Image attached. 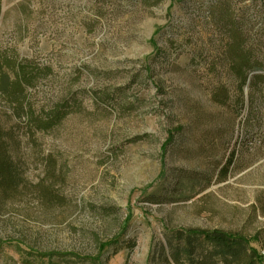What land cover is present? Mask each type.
Returning a JSON list of instances; mask_svg holds the SVG:
<instances>
[{
    "label": "rangeland",
    "instance_id": "1",
    "mask_svg": "<svg viewBox=\"0 0 264 264\" xmlns=\"http://www.w3.org/2000/svg\"><path fill=\"white\" fill-rule=\"evenodd\" d=\"M1 8L0 58L47 73L22 110L0 93L31 188L0 190V264H177L192 229L240 237L264 264V85L241 93L233 67L251 50L264 74V0ZM42 181L65 203L39 197ZM194 246L191 260L209 261L213 245Z\"/></svg>",
    "mask_w": 264,
    "mask_h": 264
},
{
    "label": "trees",
    "instance_id": "2",
    "mask_svg": "<svg viewBox=\"0 0 264 264\" xmlns=\"http://www.w3.org/2000/svg\"><path fill=\"white\" fill-rule=\"evenodd\" d=\"M1 0H0V17H1ZM240 60L241 63H238ZM17 65L20 66V72H16ZM4 67L9 72H15L13 78L3 71ZM234 69L239 75V89L242 93L243 88H250L252 91L259 90L264 85V74L260 73L263 70L254 54V51L249 50L246 55L239 56L234 61ZM27 73L24 77H20L21 74ZM47 72L38 70L29 66H22L17 64L13 58L2 59L0 58V93L8 95L19 109H23L24 101L27 96L25 90L29 88L33 80L38 79L45 75ZM259 74V75H258ZM243 101V100H242ZM62 113L56 109L53 113L45 115V124L36 122L38 130L44 128L45 131L59 123ZM18 136L17 130L14 128H4L0 122V190L3 195H10L22 189V192L30 191V185L24 178L25 167L22 163V159L18 155ZM168 144V143H167ZM49 168L54 169L56 162L52 156H48ZM29 188V190H27ZM39 197L44 200L55 201L57 203H65V198L61 196L60 190L56 184H45L41 182L40 190L37 191ZM185 237H188L186 244H179L175 248V259L177 264L180 263L178 257L185 254L189 264H196L191 260L194 251V242L196 238H202L206 243L213 245L214 250L211 252H205V258L209 261L200 262V264H217L212 260L216 257L223 262V264H235L234 262L241 263L240 258L246 257L244 264H258L257 254L253 250H246L244 247L247 245L240 237L226 234L221 231L192 229L187 233H184ZM118 245V242L109 243V247ZM135 244L133 242H124L121 245L122 248L132 250ZM244 248V249H243ZM116 248L115 251H117ZM114 251V252H115Z\"/></svg>",
    "mask_w": 264,
    "mask_h": 264
},
{
    "label": "water",
    "instance_id": "3",
    "mask_svg": "<svg viewBox=\"0 0 264 264\" xmlns=\"http://www.w3.org/2000/svg\"><path fill=\"white\" fill-rule=\"evenodd\" d=\"M3 12V8H1V13Z\"/></svg>",
    "mask_w": 264,
    "mask_h": 264
}]
</instances>
